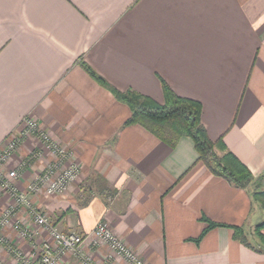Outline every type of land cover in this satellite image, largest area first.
Returning a JSON list of instances; mask_svg holds the SVG:
<instances>
[{
	"label": "crops",
	"instance_id": "crops-1",
	"mask_svg": "<svg viewBox=\"0 0 264 264\" xmlns=\"http://www.w3.org/2000/svg\"><path fill=\"white\" fill-rule=\"evenodd\" d=\"M79 57L118 89L162 102L163 80L177 94L199 100L209 137L221 136L259 176L264 0H0V148L30 115L80 165L65 193L40 190L30 195L32 204L64 232L87 235L105 222L146 264H264L252 232L264 212L251 190L196 161L187 136L170 147L138 124L122 126L129 107L93 80ZM40 146L36 136L25 137L2 167L6 175L26 161L13 181L19 190L53 159L43 149L28 160ZM11 202L0 190V215ZM203 218L221 225L195 241L208 225ZM13 219L32 236L4 226L0 262L20 264L8 245L36 262L47 231L25 206ZM226 225L242 227L252 246ZM82 253L96 264H126L90 235ZM61 261L81 264L69 252Z\"/></svg>",
	"mask_w": 264,
	"mask_h": 264
},
{
	"label": "built area",
	"instance_id": "built-area-1",
	"mask_svg": "<svg viewBox=\"0 0 264 264\" xmlns=\"http://www.w3.org/2000/svg\"><path fill=\"white\" fill-rule=\"evenodd\" d=\"M37 135L41 146L30 152L28 160L39 158L43 154V149L53 155V159L44 168L34 174L26 185V190H19L13 181L20 175V169L25 166L26 161L22 160L15 168L7 170L6 175L2 172V167L7 165L13 158L22 140L29 135ZM80 173L79 163L72 157L71 152L63 145L59 144L50 134H48L40 123L32 116H25L16 132L4 141L0 148V190L7 191L12 197V202L3 210L0 215V230L11 225L24 237L31 238L32 231L28 227L21 225L19 220L13 219L14 213L25 206L28 214L38 227L45 229L49 235L48 240L39 243V256L36 262H31L23 254L22 250L12 245L8 248L13 252L20 264H63L62 256L69 252L80 258L81 264H96L91 256L82 253V244L90 235L95 241H102L116 255L120 256L126 264H146L136 252L126 245L111 229L102 221H99L92 231L87 235L74 232H64L54 226L30 201V195L44 190L48 195H59L65 193L70 185L76 181ZM0 241L6 242L0 236ZM0 264H2L0 262Z\"/></svg>",
	"mask_w": 264,
	"mask_h": 264
},
{
	"label": "trees",
	"instance_id": "trees-1",
	"mask_svg": "<svg viewBox=\"0 0 264 264\" xmlns=\"http://www.w3.org/2000/svg\"><path fill=\"white\" fill-rule=\"evenodd\" d=\"M77 63L101 87L108 90L116 100L129 107L130 115L124 120L122 126L138 124L170 147H174L182 136L191 138L197 153L196 161L203 162L214 175L225 178L233 186L249 188L253 199L258 202L264 212V188H262L264 174L254 176L246 164L227 148L221 136L215 140L209 137L201 120L202 104L199 100L177 94L162 80L163 100L158 102L133 88L118 89L82 57L78 58ZM105 195L110 194L106 192ZM203 219L207 221L208 225L195 238V241H198L209 227L221 225V223ZM226 226L233 230L235 238L251 245L246 240L242 227ZM263 229L264 219L255 224L252 229L256 246L262 247V250H264Z\"/></svg>",
	"mask_w": 264,
	"mask_h": 264
},
{
	"label": "rangeland",
	"instance_id": "rangeland-1",
	"mask_svg": "<svg viewBox=\"0 0 264 264\" xmlns=\"http://www.w3.org/2000/svg\"><path fill=\"white\" fill-rule=\"evenodd\" d=\"M11 134H12V133H11ZM11 134H10V136H11ZM33 135L37 137V135H35V134H33ZM10 136H7V137H6V140H7ZM2 146H3V145H2ZM2 146H1V147H2ZM262 181L264 182V178H263ZM263 182H262V184H264ZM45 193H46V192H45Z\"/></svg>",
	"mask_w": 264,
	"mask_h": 264
}]
</instances>
